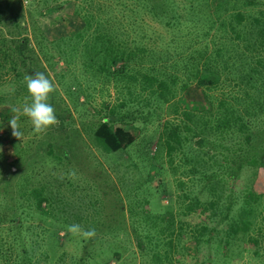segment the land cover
I'll return each instance as SVG.
<instances>
[{
  "label": "trees",
  "instance_id": "obj_1",
  "mask_svg": "<svg viewBox=\"0 0 264 264\" xmlns=\"http://www.w3.org/2000/svg\"><path fill=\"white\" fill-rule=\"evenodd\" d=\"M229 1L232 4L229 5ZM79 2L85 3L84 7L81 4L74 10L80 24L70 34L58 38L84 43L86 54L80 61L84 66L83 72L91 75L99 73L102 79L115 78L120 83H124L123 79L130 82L116 85L120 95H117L119 106L140 98L143 101L141 108L152 104L159 107L190 86L198 91L196 106L182 107V123L164 122V131L170 133L164 134L166 152H180L197 186V191L192 195L183 194L189 197V201L182 211L194 209L211 197L213 202L206 204V207L211 210L212 221L216 225L224 224L225 228L219 234H208L204 240H259L263 232L256 220L264 207H259L261 202L258 195L250 198L251 193L255 192L251 188L252 183L249 185L247 182L245 186L236 188L235 182L243 174H246V180L251 181L258 168L264 167V9L256 8L254 12L247 10L255 0L241 1V6H246V10L237 8L234 0H188L182 12L173 8V0H98L92 10L90 6L93 1ZM97 10H100V16L95 15ZM145 11L168 27L167 40L147 42L144 37L147 33L142 22L137 20L138 16L129 19V16L138 15L139 12L143 15ZM180 13H183V17ZM22 23L14 19L15 29L23 27ZM19 32L17 30L16 34ZM42 35L40 31L35 34L39 38ZM3 38L0 34L1 42ZM15 38L11 36L0 44V68L12 71V76L0 75V84L5 80L11 81L8 95L20 99L22 95L26 98L29 96L24 76L36 72L47 74L41 61H52L56 65L59 59L62 60L57 53L66 54L71 47H62L55 38L56 42L37 41L38 49L35 51L27 44L26 36ZM28 52L33 55H28ZM125 87L133 88L128 89L132 93L127 100L120 90ZM215 92H218V96ZM202 101L205 102L204 107L198 103ZM114 114H117L114 107L107 110L92 130L94 138L106 151L125 148L134 139L128 129L115 124L112 118ZM133 119L129 117L128 120ZM2 120H9V116ZM186 130L191 134H180ZM52 155L53 152L48 149L45 158ZM151 155L154 156L153 153ZM14 159L9 163L12 164ZM132 163L137 164L135 161ZM160 169L158 165L159 178ZM37 173H40L39 169L32 167L19 173V178L12 184L14 192L8 194V198H5L8 184L1 189L0 222L9 221V240H18L17 230L13 227L20 228L31 211L48 214L45 204L49 199V190H45L43 177L35 178ZM1 179L6 181L7 176ZM113 192L117 193L118 190ZM235 192H240L241 196L236 197ZM251 200L256 201L252 203ZM92 201L94 205L95 199ZM237 203L240 204L237 210L241 216L233 214ZM152 217L155 222L152 229L138 231L135 234L137 240H172L174 235L177 239L181 236V224H175L174 211H155ZM135 222H141L139 217L135 218ZM0 240L8 239L0 234ZM5 242L8 241H0V264H7L9 259L2 250L6 248ZM145 242L146 245L137 241V248L140 253L151 251V264H172L170 257L175 251L172 241ZM198 242L194 241L195 245ZM204 242H208L214 256L221 249H224V255L228 249L242 248L260 258L261 264H264V247L260 248V252L259 241ZM10 243L15 249L16 245L20 248L21 261L17 264H30L31 241L26 244L25 241ZM99 258L89 250L82 255V260L104 264ZM210 260L211 257H208L207 264ZM214 260L217 262V256ZM216 262L214 264H218Z\"/></svg>",
  "mask_w": 264,
  "mask_h": 264
},
{
  "label": "rangeland",
  "instance_id": "obj_2",
  "mask_svg": "<svg viewBox=\"0 0 264 264\" xmlns=\"http://www.w3.org/2000/svg\"><path fill=\"white\" fill-rule=\"evenodd\" d=\"M91 1L92 10L98 0ZM241 1L234 0L235 6L246 10V6H241ZM78 2L79 0H0V34L4 36L3 42L8 41L11 36L18 38L24 35L27 44L35 51L38 49L37 41L45 40H56L66 49L71 47L66 54L57 53L63 63L61 59L56 65L52 61H41V65L47 70L45 75L55 85V91L49 94V103L55 108L59 120L57 126L50 127L46 132L35 133L31 121L26 116H21L19 123L22 137L19 140L11 135L8 120L2 119L5 120L7 115L10 119L13 115L11 108L31 103V97L22 95L20 99H13L8 95L11 81L5 80L0 84V192L8 184L5 198H8V194H13L12 184L20 176L17 175L29 167L39 169L40 173L35 178L43 177L45 190H49V199L45 204L48 214L42 215L34 211L27 214L20 228L13 227L17 230L18 240H88L68 232L67 226L73 223H78L85 229L94 228L97 237L90 240H137L135 234L138 231L151 230L155 224L153 212L166 210L174 211L175 224H181V236L177 239L174 235L172 240H195L197 237L204 240L208 234H219L225 225H216L212 221L213 217L209 214L211 210L206 207V204L213 202L211 197L194 209L182 211L189 201V197H184L183 194L192 195L197 191V186L188 171L189 165L183 162L180 152L172 150L171 154L167 153L164 145V134H170L164 131V122L182 123V107L196 106L198 91L190 86L159 107L152 104L141 108L143 101L140 98L119 106L117 101L120 95L116 85L123 82H117L115 78L102 79L99 73L91 75L87 71L83 72L84 66L80 61L86 54L84 43L58 38L70 34L80 24L74 10L81 4L84 7L85 3ZM173 4V8L182 12L187 7L188 0H173ZM228 4H232L231 1ZM112 7L110 5L111 9ZM256 8L264 9V0H255L247 10L254 12ZM94 13L100 16V10ZM180 14L183 17V13ZM133 16H138L137 20L142 22L147 42L168 39V27L152 18L148 12L145 11L143 15L139 12L138 15L129 16V19ZM14 19L23 22V27L17 29L20 30L18 34ZM39 31L44 34L40 38L35 36ZM3 42L0 41V44ZM28 55L33 54L28 52ZM2 68L0 75L12 76L11 70L3 71ZM123 80L124 85L130 84L126 79ZM133 84L134 82L131 83ZM128 89L133 90L131 87L120 88L126 100L132 93ZM217 93L215 92L216 96ZM198 103L205 106L204 101ZM113 107L117 112L112 116L115 124L128 129L134 139L125 148L106 151L94 138L92 130L100 116ZM129 117L134 118L133 121H129ZM180 134L191 132L186 130ZM48 149L53 155L45 158ZM13 158L14 162L9 163ZM132 161L137 164L133 165ZM158 165L161 167L160 178ZM2 176H7L6 181L1 179ZM254 177L250 178L251 181L253 179L251 182L243 174L240 179H236V188L245 186L247 182L249 185L252 183L251 188L255 192L250 194V198L258 195L261 202L259 207L263 208L264 167H259ZM115 189L118 190L117 193L113 192ZM235 196L239 197L241 193L235 192ZM92 199H95L94 205ZM239 206L237 203L233 210V214L237 216H241L237 210ZM136 217L141 220L138 224L135 222ZM256 221L263 232L259 240H264V211L259 213ZM9 225V221L0 222V234L8 240ZM215 226L217 227L213 229ZM28 242L30 243L25 241V244ZM90 242L31 241L30 264H94L90 260H82V255L87 250L100 257L104 264H151V251L140 253L137 241ZM140 242L147 244L145 241ZM11 243H3L6 247V252L2 248L3 254L9 258L7 264H17L21 261L20 248L16 245L15 249L13 244L10 246ZM207 244L204 241H199L196 245L194 241H172L175 251L170 260L172 264H207L208 257H211L209 264H214L217 256L218 264H261L260 258L242 248L228 249L224 255V249H221L214 256ZM258 244L259 249L264 247V241H259Z\"/></svg>",
  "mask_w": 264,
  "mask_h": 264
},
{
  "label": "clouds",
  "instance_id": "obj_3",
  "mask_svg": "<svg viewBox=\"0 0 264 264\" xmlns=\"http://www.w3.org/2000/svg\"><path fill=\"white\" fill-rule=\"evenodd\" d=\"M24 80L27 92L31 97V103H24L22 107L13 106L11 108L13 115L8 120L11 135L19 140L23 135L19 123L21 116H26L31 121L35 133H44L50 127L59 124L55 108L49 103V94L55 91L52 80L43 72L26 74ZM67 230L69 233L82 236L84 239H91L96 235L94 228L85 229L78 223L68 225Z\"/></svg>",
  "mask_w": 264,
  "mask_h": 264
}]
</instances>
